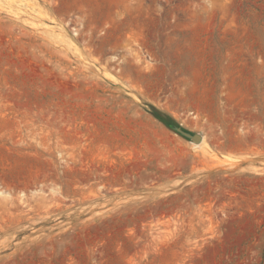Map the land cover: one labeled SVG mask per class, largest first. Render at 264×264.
<instances>
[{
  "label": "rangeland",
  "instance_id": "1",
  "mask_svg": "<svg viewBox=\"0 0 264 264\" xmlns=\"http://www.w3.org/2000/svg\"><path fill=\"white\" fill-rule=\"evenodd\" d=\"M0 264H264V0H0Z\"/></svg>",
  "mask_w": 264,
  "mask_h": 264
},
{
  "label": "bare ground",
  "instance_id": "2",
  "mask_svg": "<svg viewBox=\"0 0 264 264\" xmlns=\"http://www.w3.org/2000/svg\"><path fill=\"white\" fill-rule=\"evenodd\" d=\"M196 141H198L199 143L202 142V140H201V138H200L199 136L196 137ZM203 143H204V141H203ZM205 144H206V143H205ZM202 148H204V147H202ZM257 173H258V171H257ZM260 173H261V172H260Z\"/></svg>",
  "mask_w": 264,
  "mask_h": 264
},
{
  "label": "water",
  "instance_id": "3",
  "mask_svg": "<svg viewBox=\"0 0 264 264\" xmlns=\"http://www.w3.org/2000/svg\"><path fill=\"white\" fill-rule=\"evenodd\" d=\"M196 137H197V136H194V139H195V140H196Z\"/></svg>",
  "mask_w": 264,
  "mask_h": 264
}]
</instances>
